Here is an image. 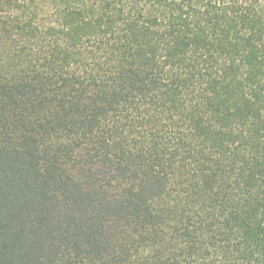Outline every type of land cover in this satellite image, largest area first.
<instances>
[{
	"label": "trees",
	"instance_id": "1",
	"mask_svg": "<svg viewBox=\"0 0 264 264\" xmlns=\"http://www.w3.org/2000/svg\"><path fill=\"white\" fill-rule=\"evenodd\" d=\"M0 264H264V0H0Z\"/></svg>",
	"mask_w": 264,
	"mask_h": 264
}]
</instances>
